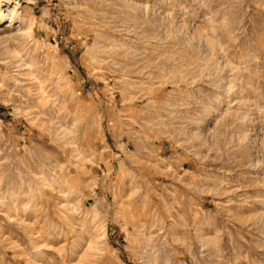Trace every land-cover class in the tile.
Segmentation results:
<instances>
[{
	"label": "rangeland",
	"instance_id": "1",
	"mask_svg": "<svg viewBox=\"0 0 264 264\" xmlns=\"http://www.w3.org/2000/svg\"><path fill=\"white\" fill-rule=\"evenodd\" d=\"M0 7V264H264V0Z\"/></svg>",
	"mask_w": 264,
	"mask_h": 264
},
{
	"label": "bare ground",
	"instance_id": "2",
	"mask_svg": "<svg viewBox=\"0 0 264 264\" xmlns=\"http://www.w3.org/2000/svg\"><path fill=\"white\" fill-rule=\"evenodd\" d=\"M13 2V0H0V6H5V5H9L10 3H12ZM7 10V9H6ZM5 10V11H6ZM15 14V12H14V10H8L7 11V15H10V16H13ZM6 14H4V11H2V9H1V7H0V24H1V22H2V20L4 19V16H5Z\"/></svg>",
	"mask_w": 264,
	"mask_h": 264
}]
</instances>
